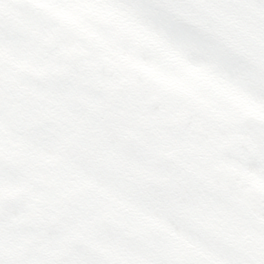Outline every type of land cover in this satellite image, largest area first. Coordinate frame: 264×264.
<instances>
[{
	"label": "snow or ice",
	"instance_id": "6c2138e0",
	"mask_svg": "<svg viewBox=\"0 0 264 264\" xmlns=\"http://www.w3.org/2000/svg\"><path fill=\"white\" fill-rule=\"evenodd\" d=\"M0 264H264V0H0Z\"/></svg>",
	"mask_w": 264,
	"mask_h": 264
}]
</instances>
